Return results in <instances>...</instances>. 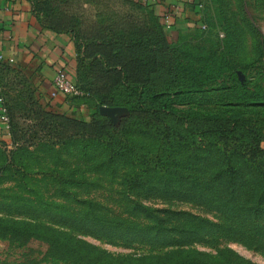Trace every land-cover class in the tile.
Returning a JSON list of instances; mask_svg holds the SVG:
<instances>
[{
    "label": "rangeland",
    "instance_id": "1",
    "mask_svg": "<svg viewBox=\"0 0 264 264\" xmlns=\"http://www.w3.org/2000/svg\"><path fill=\"white\" fill-rule=\"evenodd\" d=\"M29 1L34 7L39 0ZM202 2L206 29L200 24L178 39L180 53L169 55L153 80L158 90L191 89L187 104L174 102L173 112L160 113L157 120L141 118L111 145L41 142L17 150L9 162L14 148L0 140V264H173L160 255L178 247L171 239L178 235L156 233L157 215L146 216L141 206L186 212L181 219L190 233L184 247L190 254L203 252L200 264H264V204L259 214L247 217L233 208L240 200L219 194L221 185L237 181L212 175L227 165L221 161L223 146L208 144L219 123L232 124L240 135L264 136V0ZM80 6L92 9L84 0ZM211 59L232 70L208 81L189 69ZM236 69L244 72V86ZM22 77L17 69L0 66L2 91ZM115 97L126 101L135 95L123 88ZM89 108L79 113L87 116ZM212 112H225V118L216 123ZM128 114L123 109L112 120L119 123ZM236 165L252 178L241 183L254 187L249 203L256 205L264 163ZM12 235L21 241L11 243ZM50 239L72 246V256L49 257Z\"/></svg>",
    "mask_w": 264,
    "mask_h": 264
},
{
    "label": "trees",
    "instance_id": "2",
    "mask_svg": "<svg viewBox=\"0 0 264 264\" xmlns=\"http://www.w3.org/2000/svg\"><path fill=\"white\" fill-rule=\"evenodd\" d=\"M80 1L39 0L33 10L46 28L72 34L78 53L74 66L76 72L74 80L84 92L82 96L73 100L78 102L80 99L92 106L93 112L89 117L91 119L49 109L48 104L41 102L35 87L23 71L1 61L0 66L10 71L17 69L24 74L17 84L7 85L9 90L6 92L2 91L0 78V94L4 98L10 117L11 147L14 148L12 156H7L9 162L13 161V155L17 150L34 147L41 142L52 147H61L75 139H81L111 145L113 137L122 136L132 123L138 122L141 118L145 119L144 117L151 120L160 119V113L173 112L176 108L174 102L183 101L187 104L193 99L191 89L167 92L158 90L153 83L154 77L162 73L166 58L180 51L177 47L178 40L176 42L169 40L165 24L155 14L151 4L142 0H84L87 5H92L89 11L80 6ZM185 35H180L179 39ZM214 61L211 59L210 64L201 63L197 68L192 64L189 69L205 75L208 81L232 70L225 67L222 61L215 66ZM78 63L83 66V71L79 69ZM239 71L241 70L236 69L235 73L238 75L240 85L244 86ZM241 72L244 75V72ZM13 86L19 87V90L13 89ZM123 88L132 90L135 97L126 101L116 98L115 91ZM101 106L126 107L129 114L122 116L119 123H115L112 118L101 114ZM224 113L212 112L208 115L217 123L223 119ZM232 113L233 117L235 111ZM215 130L217 132L215 139L213 142L209 140L208 144L213 147L223 146L224 156L221 161L227 168H215L217 172L212 175L218 179L221 173H224L227 179L235 177L237 181L221 185L217 188L219 194L228 199L240 200L241 203L233 208L245 216L259 214L264 204V188L259 194L257 192L259 202L256 205L253 202L249 203L255 195V189L241 182L252 178L239 170L236 163L256 166L264 163V148L261 146L264 136L256 132L240 135L235 126L226 123L216 124ZM166 135L170 136L167 133ZM217 173L219 175H216ZM259 175L264 181V172H260ZM140 208H144L142 211L146 216L150 215L149 213L157 215L154 218L157 224L154 226L156 233L174 231L178 235L177 238H171L179 243L178 247L161 254L162 258H168L173 264L202 262V251L190 254L184 247L187 245V233H190L186 220L181 219L186 216V212L150 209L146 206ZM161 214L165 216H159ZM168 215H173V218ZM169 222L172 224L167 227L166 223ZM19 237L12 235L7 239L13 243L21 241ZM21 237L28 238L26 235ZM49 243L50 249L47 252L49 257L66 259L72 256L74 251L72 246L57 243L53 239H50Z\"/></svg>",
    "mask_w": 264,
    "mask_h": 264
},
{
    "label": "crops",
    "instance_id": "3",
    "mask_svg": "<svg viewBox=\"0 0 264 264\" xmlns=\"http://www.w3.org/2000/svg\"><path fill=\"white\" fill-rule=\"evenodd\" d=\"M147 3L165 24L170 41L196 30L203 21L202 0H148ZM77 55L72 34L46 28L29 0H0V62L21 69L49 109L89 119L90 114L79 113L90 107L88 103L62 96L50 98L58 71L75 78ZM89 111L92 113L93 108Z\"/></svg>",
    "mask_w": 264,
    "mask_h": 264
},
{
    "label": "built area",
    "instance_id": "4",
    "mask_svg": "<svg viewBox=\"0 0 264 264\" xmlns=\"http://www.w3.org/2000/svg\"><path fill=\"white\" fill-rule=\"evenodd\" d=\"M148 0H145L147 3ZM203 5L201 4L200 7ZM206 29V25H202ZM84 92L76 84L75 80L68 76V74L60 70L57 72L53 80V88L50 93L51 99H56L60 96L69 99L82 96ZM11 125L10 117L4 104V98L0 94V140L5 141L7 145L12 146L11 142Z\"/></svg>",
    "mask_w": 264,
    "mask_h": 264
},
{
    "label": "water",
    "instance_id": "5",
    "mask_svg": "<svg viewBox=\"0 0 264 264\" xmlns=\"http://www.w3.org/2000/svg\"><path fill=\"white\" fill-rule=\"evenodd\" d=\"M239 76H240L242 81L245 79V76L242 74L241 71H239ZM123 109H126V108L101 106L100 112H101V114L107 115V116L112 118L115 115V113H117Z\"/></svg>",
    "mask_w": 264,
    "mask_h": 264
}]
</instances>
